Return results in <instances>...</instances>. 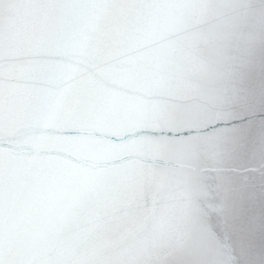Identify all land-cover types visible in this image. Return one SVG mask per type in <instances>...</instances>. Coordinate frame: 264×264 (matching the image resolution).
<instances>
[{
	"label": "clouds",
	"instance_id": "1",
	"mask_svg": "<svg viewBox=\"0 0 264 264\" xmlns=\"http://www.w3.org/2000/svg\"><path fill=\"white\" fill-rule=\"evenodd\" d=\"M0 27L26 56L56 45L22 136L135 47L161 115L212 123L175 153L53 170L22 206L6 198L0 264H264V0H0Z\"/></svg>",
	"mask_w": 264,
	"mask_h": 264
},
{
	"label": "water",
	"instance_id": "2",
	"mask_svg": "<svg viewBox=\"0 0 264 264\" xmlns=\"http://www.w3.org/2000/svg\"><path fill=\"white\" fill-rule=\"evenodd\" d=\"M55 46L52 39L35 40L26 56L22 42L5 39L0 27V225L6 198L10 209L22 206L34 182L50 171L78 169L87 161L118 166L162 150L175 153L212 127L195 108L175 119L161 115L145 86L148 58L135 47L122 49L95 80L74 89L69 84L70 98L50 102L38 130L22 136L19 129ZM6 95L12 101L7 110Z\"/></svg>",
	"mask_w": 264,
	"mask_h": 264
}]
</instances>
